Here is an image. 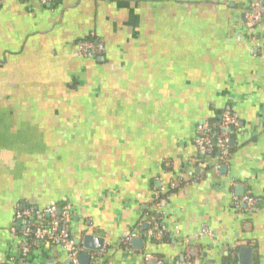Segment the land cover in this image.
<instances>
[{
	"label": "crops",
	"instance_id": "crops-1",
	"mask_svg": "<svg viewBox=\"0 0 264 264\" xmlns=\"http://www.w3.org/2000/svg\"><path fill=\"white\" fill-rule=\"evenodd\" d=\"M251 2L0 0V264L20 258L17 214L44 222L51 201L70 207L75 241L103 240L80 264H264V20L246 27ZM91 37L104 51L84 58ZM225 110L239 124L212 163L197 128ZM203 228L212 237L195 239ZM26 258L69 264L43 242Z\"/></svg>",
	"mask_w": 264,
	"mask_h": 264
},
{
	"label": "built area",
	"instance_id": "built-area-1",
	"mask_svg": "<svg viewBox=\"0 0 264 264\" xmlns=\"http://www.w3.org/2000/svg\"><path fill=\"white\" fill-rule=\"evenodd\" d=\"M56 0H39L43 5H52ZM264 20V0H252L250 8L245 13V25L249 30H254ZM79 54L84 58H95L104 51L102 43L98 42L94 37L91 40L82 41L78 45ZM238 118L231 111L225 110L220 114V122L218 124L219 132L212 130V127L207 123H203L197 128V136L195 145L198 150L204 154H211L215 146H218L220 160L225 157L230 135V129L238 127ZM165 192L164 186L160 188V196ZM245 204L252 208L255 204L253 198L249 195L243 197ZM164 202L161 198L154 204L155 208H159L160 204ZM33 210L25 209L20 211L18 218L28 219L27 225L22 232V247L20 249V258L14 260L12 264H23L25 258L30 252L31 246L35 242L47 243L54 247H60L66 252L69 264H80L79 256L83 252V248L76 244L74 235L71 233L69 219L71 209L68 205L58 204L51 201L44 210L47 220L44 222L33 221L30 216ZM35 214V213H34ZM36 215V214H35ZM165 233V229L159 223H154L152 228L148 231V235L160 237ZM137 237L136 234L126 233L123 236L124 247L127 248L132 238ZM204 237H212V234L206 228L194 236L195 239ZM96 255H92L95 260ZM145 256V259H148ZM178 264H194L188 257ZM231 264V263H229Z\"/></svg>",
	"mask_w": 264,
	"mask_h": 264
},
{
	"label": "trees",
	"instance_id": "trees-1",
	"mask_svg": "<svg viewBox=\"0 0 264 264\" xmlns=\"http://www.w3.org/2000/svg\"><path fill=\"white\" fill-rule=\"evenodd\" d=\"M87 40H91V38H88ZM219 122H220V116L218 117V118H216V119H214V120H211V121H209V122H207L211 127H212V130L213 131H215V132H219V128H218V124H219ZM233 130L234 129H230L229 131H228V134L231 136L232 135V133H233ZM220 150H219V148H218V146H215L214 147V149H213V152L211 153V154H206V156L208 157V158H210V160H211V162L212 163H215V161H218L219 159H220V156L218 155V152H219ZM156 218H155V216H153V215H150L149 217H148V223H147V230H150L151 228H152V226H153V222H152V220L155 222V224L156 223H158V221L156 222V220H155ZM36 243V242H35ZM34 243V244H35ZM33 244V245H34ZM33 245L31 246V248L33 247ZM27 261V258L25 259V262ZM228 261V260H227ZM233 262H234V260H232V261H228L227 263L229 264V263H231V264H233Z\"/></svg>",
	"mask_w": 264,
	"mask_h": 264
},
{
	"label": "water",
	"instance_id": "water-1",
	"mask_svg": "<svg viewBox=\"0 0 264 264\" xmlns=\"http://www.w3.org/2000/svg\"><path fill=\"white\" fill-rule=\"evenodd\" d=\"M141 242L142 240L132 241L135 245H140ZM76 244L80 245L87 252H100L103 249V240L94 235H84L82 239L76 240ZM80 258L81 254L79 256V259Z\"/></svg>",
	"mask_w": 264,
	"mask_h": 264
}]
</instances>
